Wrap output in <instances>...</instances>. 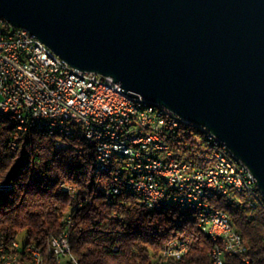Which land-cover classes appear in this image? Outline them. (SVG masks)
Wrapping results in <instances>:
<instances>
[{
    "label": "water",
    "instance_id": "1",
    "mask_svg": "<svg viewBox=\"0 0 264 264\" xmlns=\"http://www.w3.org/2000/svg\"><path fill=\"white\" fill-rule=\"evenodd\" d=\"M0 18L204 125L264 195V0H0Z\"/></svg>",
    "mask_w": 264,
    "mask_h": 264
},
{
    "label": "trees",
    "instance_id": "2",
    "mask_svg": "<svg viewBox=\"0 0 264 264\" xmlns=\"http://www.w3.org/2000/svg\"><path fill=\"white\" fill-rule=\"evenodd\" d=\"M62 140L34 127L18 133L0 117V231L8 242L23 231V245L37 246L47 264H56L48 241L62 232L75 264H211L213 243L195 221L182 219L178 207L148 210L136 194L113 192L111 171L94 172V146L83 137ZM250 203L220 204L247 241V262L226 256L224 264H264V204ZM171 239L187 246L180 259L162 254Z\"/></svg>",
    "mask_w": 264,
    "mask_h": 264
},
{
    "label": "built area",
    "instance_id": "3",
    "mask_svg": "<svg viewBox=\"0 0 264 264\" xmlns=\"http://www.w3.org/2000/svg\"><path fill=\"white\" fill-rule=\"evenodd\" d=\"M119 88L120 84L111 77L71 66L51 49H47L35 34L34 38L17 34L11 24L0 19V108L18 110L20 118L26 119V126L33 125L28 122V114L55 119V126L64 127L61 116L75 117L82 122V129L78 130L95 137L98 134L92 131V124L103 123L101 133L121 134L126 139L127 147H134L145 157H150V166H156L157 170L175 182L184 181V189H189V196L191 187H201L203 183L220 186L215 180L216 166L207 162L198 135L185 131V125H178L180 116L170 110V120H174L176 131H168L166 125L161 124L160 117L149 114V111L139 112L132 105V98L144 97L119 95ZM146 136H154V143H146ZM172 139L183 140L184 148H172ZM104 146L108 145L101 144L98 149ZM189 153L195 156L185 158ZM157 156L170 157V164L159 165ZM102 161L119 163L121 168L130 171L133 182L141 185V188L152 190L153 203L181 200L182 196L167 197L168 188L150 176H144L143 165H134L133 160L127 156L102 157ZM236 164L246 167L237 160ZM225 196L239 200L237 193L232 191H225ZM199 197L196 196V200ZM202 207L214 208V205L202 204ZM200 219L211 224L217 237L228 238L229 244L236 248V256L247 258L246 253L240 252V243L247 241L235 227L234 231H227L221 222L209 220L207 216ZM57 238L63 260L66 264H75L68 233L62 232ZM186 251L187 246L182 241L171 239L162 254L177 260ZM209 256L210 262L211 259L226 257L220 255L218 248L216 252H209ZM0 264L47 263L43 262L41 250L37 246L19 244L17 240L8 242L0 231Z\"/></svg>",
    "mask_w": 264,
    "mask_h": 264
},
{
    "label": "bare ground",
    "instance_id": "4",
    "mask_svg": "<svg viewBox=\"0 0 264 264\" xmlns=\"http://www.w3.org/2000/svg\"><path fill=\"white\" fill-rule=\"evenodd\" d=\"M12 28L17 34H25L27 38H34V34L27 29L15 26H12ZM45 46L50 49L47 45ZM119 95L128 94L122 88H119ZM132 105L139 112L149 111V114L160 117L161 124L166 125L168 131H176L174 120H170V110L164 106L140 98H132ZM0 117L11 120L18 133L29 127H34L48 134L57 135L65 142L69 139L83 137L88 144L94 146V172L100 174L111 171L114 180L118 182V186L113 188V192L128 190L136 194L139 198L141 197L140 199L145 204H152L146 205L148 210L153 209L158 204L178 207L181 210L182 219L195 221L202 233L212 241L213 245L210 252H216L218 248L221 256H236V248L229 244L227 237H217L216 232L211 229V224H207L204 219L200 218L207 216L209 220L221 222L227 231H234L233 222L220 204L240 208L243 199L250 201L251 205L264 204V200H262L264 195L257 188L255 178L247 167L236 164V160L237 162L241 161L230 151L226 144L215 137L204 125L182 117L178 118V125H185V131L198 135L205 154H209L212 166H216L215 180L220 184V186H217L211 183H203L201 187H191L190 196L189 189H184V181L175 182L167 174L157 170L156 166H150V157H145L134 147H127L126 139L122 138L121 134L101 133L103 123L92 124V131L94 134H98L95 137L78 130L82 129V122L75 117L61 116V123H64L65 127L55 126V119H46L45 116L35 114H28V122L33 125L26 126V119L20 118L19 111L13 109L0 108ZM146 143H154V136H146ZM101 144H107L108 146L98 149ZM58 145L64 146L65 143H58ZM181 145H184L183 140L172 139V148ZM108 156L109 158H125L127 156L133 160L134 165H143L144 176H150L155 182L167 187V197L182 196L181 200L154 201L153 203L152 190L141 188V185L133 182V174L121 168L119 163L102 161V157ZM234 157H236V160ZM157 163L159 165L170 164V157L157 156ZM225 191L237 193L239 200H233L231 196H225ZM196 196H200L199 200H196ZM202 204H213L214 208L202 207ZM48 242V252L55 257L56 264H61L63 257L58 247L57 236L51 237ZM246 251V243L241 242L240 252L246 253ZM242 260L247 262L246 258H242ZM224 262L225 258L211 259V264H224Z\"/></svg>",
    "mask_w": 264,
    "mask_h": 264
},
{
    "label": "rangeland",
    "instance_id": "5",
    "mask_svg": "<svg viewBox=\"0 0 264 264\" xmlns=\"http://www.w3.org/2000/svg\"><path fill=\"white\" fill-rule=\"evenodd\" d=\"M17 241L19 244H23L25 241V235L23 231H20L17 235ZM61 264H66L64 260L61 261Z\"/></svg>",
    "mask_w": 264,
    "mask_h": 264
}]
</instances>
